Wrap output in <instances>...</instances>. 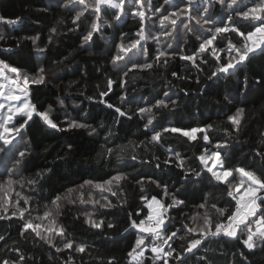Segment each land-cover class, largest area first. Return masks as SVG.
<instances>
[{
  "label": "trees",
  "instance_id": "16d2710c",
  "mask_svg": "<svg viewBox=\"0 0 264 264\" xmlns=\"http://www.w3.org/2000/svg\"><path fill=\"white\" fill-rule=\"evenodd\" d=\"M132 2L133 0H127L126 9ZM176 4L184 6L183 0H172L171 4H165L164 0H151L153 12L156 8L163 12H171ZM212 11L217 20L226 14V10L219 5H215ZM153 12L148 13L146 31L155 34L159 29V24L155 21L160 13L153 15ZM74 14L69 9L60 7L59 0H0V15L12 20L26 17L34 24L22 30L15 28L14 24H0V35L5 37L0 41V60L21 66L28 71L36 69L37 66L45 67L49 73L48 84L33 86V102L42 110H50L52 119L62 128L67 129L63 110L70 112L72 119L89 126L61 132L47 127L39 118H34L35 123H32L25 133V142L31 150V155L15 176L28 180L37 179V173L46 168H51L52 172L45 174L35 185L25 184L23 188L16 186L11 195L16 199V193H19L21 207L30 206L31 216L35 217L42 214L46 207H51L50 202L56 196H67L69 189H77L85 180L103 182L119 170L128 174V179L122 182L119 189V195L125 202L120 206L117 197L107 192L100 193L98 190L93 192L95 198L106 196L116 206L100 208L91 204H70L67 200L60 202L61 214L57 218L58 223L65 226L69 238L75 239L77 243L83 241L88 245L85 254L74 253L71 250L57 252L55 248L38 238L33 239L32 235L21 237L19 232L23 222L17 217L11 220L0 219V235L6 238V241H0V258L15 259L16 253L12 252V248L19 247L27 257H34L27 260L26 264H64L69 256L74 258L75 264H107V260L113 256L116 257L118 264H129L127 252L134 246L135 239L140 233L131 230L121 235V232L127 226V214L132 212L135 218V212L146 206V202L139 199L141 193L161 198L166 204L171 203V199L165 197L163 188L149 182V178L161 185H167L169 193L176 191L179 198L185 200V205L169 210V215L174 219L170 221L168 231H178L173 246L179 250L185 243L179 238L185 231L182 225L192 226L190 218L197 211H204L198 209V205L203 202L202 197H207L208 192L214 193V202L218 206H229L230 198L225 195L223 185L213 187L212 182L208 180H205L203 185L184 181L181 169L176 167L174 162L164 163L170 156L168 150L173 149L185 158L186 167L197 168L199 166L197 157L205 146L202 139L188 142L179 134H165L160 144H149L152 129L144 127L147 114L141 119L137 109L150 107L157 99H167L163 94L168 92L172 99L179 101L180 107L173 112L153 109L157 115V121H154L156 130H160L161 126L187 128L203 127L204 124L211 123L215 126L209 133L213 144L219 139H231L232 147L227 150L231 156L230 161H227L228 166H244L256 170L264 168V160L256 156L257 151L264 148V91L254 83L255 79L264 77V55L259 52L253 54L251 63H246L234 75H221L213 81L207 80V73L212 66L211 58L208 65H201L204 72H198L190 62L182 60L179 54L170 56L165 67H156L153 70L136 69L130 71L127 77H123L122 72L127 71L131 65L125 67L126 62L113 64L112 58L116 54L114 44L120 43L119 38L123 33H127L126 41L135 38L139 28L138 19L126 15L120 22H114L112 11L109 10L105 13L104 19L112 26H106V30L95 38V43L91 46L86 45L82 48L80 45L83 27L69 31L73 28ZM52 27L57 28L56 34L50 33L49 29ZM36 35L40 37L38 45L47 47L46 53L36 52V46L30 39H26ZM50 35L52 44H48ZM174 36L172 48L165 47L168 38H162L160 44L148 40L144 43L148 55L142 56L137 53L139 62H150L160 50L172 53L177 49L179 41H184L179 43V51L183 54H191L198 49L199 41L191 33L185 34L182 25L178 24ZM229 36L237 42V37L231 33ZM172 72H177L187 79H177L171 75ZM245 76L249 79L250 91L237 95ZM197 78L200 79V84L196 83ZM108 79L117 83L121 79L127 80V84L120 87L113 84L112 91L104 99L128 111L131 119L118 117L114 109L97 102L99 92L107 88ZM205 83L211 87L201 92V87ZM125 93L132 103L121 102ZM89 96L93 99H88ZM224 96H228L229 99L236 96L237 100L227 103L223 100ZM61 99L64 100L63 104L59 103ZM237 107L245 108L247 123L243 125L237 137L231 138L225 132L229 127L227 118L234 114ZM85 112L87 115H84ZM91 128H97L99 135L90 136ZM104 129H108L112 134L108 146L119 148L124 145L127 146V151L123 159L114 156L111 162L102 161L101 167L96 163V158L97 152L104 145V136L107 135ZM200 135L198 134V137ZM68 145L72 146L70 150ZM207 147L211 149L212 145ZM20 150L24 148L21 147ZM130 155H136L137 160H131ZM156 157H159V160L155 159ZM142 160L151 162L142 163ZM4 161V154L0 153V183L7 180ZM157 163L161 165L160 168L155 167ZM13 164L14 161L8 162V171L12 170ZM138 180L144 183H137ZM85 194L87 197V189ZM76 196L77 193H72L69 199H75ZM24 197L29 198L27 206L24 205L22 199ZM85 212L93 213L95 219H103L105 228L103 230L90 228L85 222ZM145 214L146 207L145 212L141 213V218ZM109 222H112L115 228L108 229L106 225ZM56 244L62 248L59 238H56ZM241 250L249 256L252 264H259L262 259L259 251L249 254L240 240L206 243L198 255L207 252L215 264H234V261L241 258L234 256L233 253ZM151 255L150 252L146 253L149 260Z\"/></svg>",
  "mask_w": 264,
  "mask_h": 264
},
{
  "label": "snow or ice",
  "instance_id": "6c2138e0",
  "mask_svg": "<svg viewBox=\"0 0 264 264\" xmlns=\"http://www.w3.org/2000/svg\"><path fill=\"white\" fill-rule=\"evenodd\" d=\"M165 4H171L172 0H164ZM127 0H59V6L74 12L72 20L73 28L69 31H76L83 27L82 43L80 47L91 46L95 43V38L103 33L107 27L112 25L104 19L105 13L112 11L114 22H120L126 15L134 16L139 21L138 31L135 38L127 41L125 37L127 33L120 36V43L114 44L116 54L112 58L114 65L126 62L131 65L127 71L122 72L123 77H127L132 70H153L156 67H165L169 63V57L180 55L182 60L190 62L198 72H204L201 65H208L209 58L212 59V66L207 73V80L213 81L221 75L231 76L240 70L246 63H251L253 54L259 52L264 55V0H183V7L176 4L171 12H163L160 8H156L153 12L151 0H133L130 6H127ZM219 5L226 10V14L219 20L216 19L212 8ZM160 13L156 19L159 29L153 34L146 31V21L148 13ZM87 14V15H86ZM83 18V19H82ZM22 20L8 19L0 15V24H18ZM182 25L185 34L191 33L195 39L199 41L198 49L191 54H183L179 51V43L177 49L172 53L166 50L158 51L150 62H139L137 53L147 56V49L144 43L153 40L157 44L161 43L162 38H168L165 44L166 48H172V40L177 33V27ZM51 34L57 33V28L49 29ZM229 33L238 38L237 42L229 36ZM5 37L0 35V41ZM30 39L38 53H46L47 47H40L38 41L39 35L26 37ZM226 41V43H224ZM52 35L48 38V44H52ZM19 47V44H17ZM12 49H8L11 51ZM48 71L43 66H37L32 71L25 70L21 66H14L5 60H0V153L4 154L5 174L7 180L0 183V219L11 220L17 217L23 223L19 235L26 237L32 235L33 239H39L43 243L53 247L57 252L71 250L74 253L85 254L88 245L83 241L77 243L75 239L69 238L67 230L62 223H58V217L61 212V201L67 200L70 204H91L94 207L110 208L115 207L111 200L101 195L100 199L95 198L93 192L98 190L100 193H110L111 196L117 197L120 206H123L124 199L119 195V189L122 182L128 179V174L124 171H117L115 175H111L109 179L103 182H94L93 180H85L77 189H69L68 195L61 197L56 196L52 200L51 207H46L42 214L35 217L31 216L29 207H21V198L16 193V199H13L11 193L15 191L16 186L23 188L25 184L32 186L39 182L45 174L51 173V168H46L37 173V179L24 180L16 178V172L25 164L27 158L31 155V150L25 142V133L35 123L34 118H39L44 125L57 131H68L74 129H84L89 126L80 123L76 119L68 121L67 129L60 127L50 114V110H42L33 102V86H46L48 84ZM172 76L177 79H187L180 76L177 72H172ZM196 83L200 84L199 78ZM254 83L264 91V77L255 79ZM107 88L105 91L99 92L98 103L105 104L107 108L114 109L118 117H127L131 119L128 111L122 110L121 107L108 103L104 97L109 96L112 91L113 84L117 87L127 84V80L121 79L119 83L112 79L106 81ZM207 83L201 87L203 89L210 88ZM249 79L247 76L241 82V88L237 95L248 93ZM167 99H157L150 107H139L137 112L143 119L147 114L144 124L145 129H152V134L148 140L149 144H160L165 134H179L186 138L188 142H196L198 139L204 141L201 154L197 157L199 166L197 168H188L185 165V158L180 152L169 149V159L164 161L165 164L175 163L176 167L181 169V175L184 181H192L194 183L204 184L205 180L212 182L213 187L223 185L225 195L230 198L229 206H218L215 203V194L208 192L207 197H202L203 202L198 205L197 211L190 219L192 226L182 225L185 229L184 234L179 238L184 240L179 250L173 246L174 238L177 237L178 231H168L170 221L174 217L169 215V210L179 208L185 205V200L180 199L176 191L169 193L167 185H161L155 180L149 178V182L162 187L165 197L171 199V203H164L156 196L140 195V200L146 202V214L141 218V213L145 212V207H141L133 213L127 214V226L121 232V235L129 233L131 230H137L140 235L135 239L134 246L127 252L129 264H215L214 260L205 252L198 255L206 243L211 244L218 240H240L242 246L247 249L249 254L257 251L261 253L262 259L259 264H264V168L259 170L246 168L244 166L230 167L227 161L231 156L227 151L232 147L231 139H219L214 144L210 139L209 133L214 129L211 123L204 124L203 127H175L161 126L160 130H156L154 121H157L156 112L166 109L173 112L180 107L178 100L172 99L168 92L163 94ZM187 95V93H185ZM88 99H93L89 96ZM223 100L227 103H233L237 100L236 96L229 99L224 96ZM122 103H132L128 100L127 94L121 98ZM60 104L64 100H59ZM51 108V106H49ZM83 111V110H81ZM135 114V113H134ZM84 115H87L85 112ZM229 127L225 129L228 137L235 138L241 132V128L247 123L246 110L244 107H237L234 114L228 116ZM117 123L119 120L117 119ZM100 127H103L100 125ZM107 135L104 136V145L97 152L96 163L103 167L102 161L111 162V158L116 156L123 159L127 146L121 145L119 148L108 146L111 132L104 129ZM198 134H201L198 137ZM89 135H99L97 128H91ZM16 143H13V142ZM207 145H212L209 149ZM23 147L24 150H20ZM68 145V149H71ZM18 153V155H17ZM256 156L264 160V148L257 151ZM130 159L137 160L136 155H130ZM155 159L159 160V157ZM14 161L12 170L8 171V162ZM142 163H150L151 161H141ZM155 167L160 168L157 163ZM137 183H144L138 180ZM87 189V197L85 194ZM72 193H77L75 199H69ZM24 205H29V198H22ZM27 213V215H26ZM211 213V214H210ZM90 228L103 230L105 221L103 219L93 218V213H84ZM46 222V223H45ZM106 227L108 229L115 228L112 222ZM56 238L62 242V248L57 247ZM0 241H6L4 235H0ZM12 252L16 253L15 259L0 258V264H26L29 259L19 247L12 248ZM151 253V258L146 253ZM238 256L239 261L234 264H252L249 256L245 251L241 250L233 253ZM194 258V260H193ZM64 264H75L72 256H69ZM107 264H118L116 257L107 260Z\"/></svg>",
  "mask_w": 264,
  "mask_h": 264
},
{
  "label": "rangeland",
  "instance_id": "374dc122",
  "mask_svg": "<svg viewBox=\"0 0 264 264\" xmlns=\"http://www.w3.org/2000/svg\"><path fill=\"white\" fill-rule=\"evenodd\" d=\"M22 20V23H18V24H14V27L15 28H18V29H20V30H22V29H25V28H28V27H32L34 24H32V23H30V21H28V19L26 18V17H24L23 19H21ZM63 113H64V115H65V121H66V124H65V126L66 127H68V121L70 120V119H72L71 117H70V112H67V111H62ZM81 123V122H80ZM157 199H160L162 202H163V200L161 199V198H158L157 197Z\"/></svg>",
  "mask_w": 264,
  "mask_h": 264
}]
</instances>
